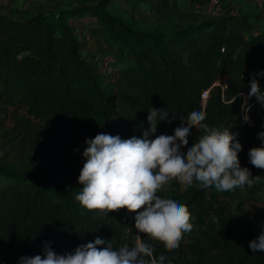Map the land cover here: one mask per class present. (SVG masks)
Instances as JSON below:
<instances>
[{
    "label": "trees",
    "instance_id": "1",
    "mask_svg": "<svg viewBox=\"0 0 264 264\" xmlns=\"http://www.w3.org/2000/svg\"><path fill=\"white\" fill-rule=\"evenodd\" d=\"M152 1V0H134ZM113 0L79 2L52 15L0 14V262L16 264L22 255L42 252L43 243L60 253L96 236L118 247L137 232L135 213L86 209L75 199L86 138L98 132L122 138L141 135L152 108H165L175 120L157 131H174L175 122L199 108L201 93L212 90L205 109L210 126L234 121L243 150L242 166L261 180L246 194L264 189V169L250 164L247 152L258 146L264 107L249 101L252 126L240 122L250 73L264 69V5L257 14H223L198 24L140 26L110 13ZM92 19L116 49V66L101 73L96 58L85 60L69 21ZM264 88V78L259 80ZM181 116V117H180ZM202 131V130H201ZM199 134L193 129L189 144ZM188 145H185L187 148ZM79 149V151H74ZM235 188L218 191L195 185L178 196L194 227L179 247L157 243L154 254L168 253L171 264H264V250L248 242L259 234L250 213L233 208ZM247 199V197L245 198ZM244 199V200H245ZM138 211V210H136ZM130 227L132 231L129 230Z\"/></svg>",
    "mask_w": 264,
    "mask_h": 264
},
{
    "label": "clouds",
    "instance_id": "2",
    "mask_svg": "<svg viewBox=\"0 0 264 264\" xmlns=\"http://www.w3.org/2000/svg\"><path fill=\"white\" fill-rule=\"evenodd\" d=\"M262 78L264 69L253 71L247 94L236 93L243 98L240 118L243 124L250 122L248 101L253 96L264 107V88L259 83ZM176 117L165 108H152L146 118L148 127L139 136L122 138L119 134L98 132L84 141V162L78 176L81 190L75 194V199L86 209L102 210L105 216L121 208L134 212L137 232L131 244L116 247L110 239L96 236L71 251L60 253L50 241H45L41 253L22 255L16 264H171L166 251H161L157 257L154 254L157 243L139 234L147 231L148 236L160 237L168 248L175 249L182 235L193 229L188 206L178 196L161 193L166 182L178 177L185 190L195 185L202 189L214 186L218 191H231L237 187L251 188L261 180L262 176H254L249 167L241 165L238 153L243 145L238 138L239 131H232L236 118L210 126L205 111L194 108L186 116H180L175 131L153 138L159 122ZM193 129H198L199 134L189 144ZM256 135L260 143L248 150V161L264 169V130ZM251 208L242 205L243 212ZM138 209L140 211H136ZM248 246L253 251L264 250V225Z\"/></svg>",
    "mask_w": 264,
    "mask_h": 264
},
{
    "label": "crops",
    "instance_id": "3",
    "mask_svg": "<svg viewBox=\"0 0 264 264\" xmlns=\"http://www.w3.org/2000/svg\"><path fill=\"white\" fill-rule=\"evenodd\" d=\"M136 4H143V7L151 8L156 7V9L161 10L163 13V19L167 20L170 23H182V24H198L202 21H205L211 17L223 15V14H236L238 12L242 13H250L257 14L261 11L262 5L252 2L250 0H220V10L215 16L208 14V5L209 0H152V1H134ZM88 19H76L70 20L69 23L71 26H75V28L83 29V24L87 22L88 25L85 32V39L81 40V55L83 59H87L89 56H94L96 54L95 48H99L100 40L104 43H107L110 46L109 38L103 32L101 34H105L103 36H95L94 30L97 29L95 26V22L93 24H88ZM77 24H80L77 25ZM99 43V44H98ZM102 48L105 49V46ZM88 51V54L85 53ZM93 52V53H92ZM114 69V68H113ZM226 80V77H223L221 80ZM177 180L180 181L178 177H173L168 185L170 188L175 189V185L177 186ZM181 182V190L182 191V181ZM177 192V193H180ZM169 193V192H167ZM235 199L233 201V208L238 210L242 207V205H253L259 204L264 206V189L255 194H246V190L237 189L235 190ZM247 197V199H245ZM245 199V200H244ZM118 213H125L127 209L121 208L117 210Z\"/></svg>",
    "mask_w": 264,
    "mask_h": 264
},
{
    "label": "rangeland",
    "instance_id": "4",
    "mask_svg": "<svg viewBox=\"0 0 264 264\" xmlns=\"http://www.w3.org/2000/svg\"><path fill=\"white\" fill-rule=\"evenodd\" d=\"M95 0H0V14L11 16V17H27L39 12L46 13L48 15H52L55 12H58L61 9L69 8L77 3L81 2H87V3H93ZM143 4H136L134 0H113L112 4L110 5V13L115 16H119L125 20L129 21L130 17H134L137 19L140 23V26L143 28H147L151 25H171L170 22H167V20L163 19V13L161 10L156 9V7L146 8L143 7ZM88 24H93V20L90 18H87ZM76 20V19H74ZM87 22L83 24V29L75 28V26H72L74 29V34L81 45V40L83 41L85 39V32L87 28ZM95 24V23H94ZM80 26V24H77ZM97 29L94 30L95 36H103L105 34H101V30L98 28V26L95 24ZM104 33V32H103ZM100 43V44H99ZM99 48L96 47V54L94 56H88L86 60L96 58L101 61V63H104L107 59H111V61L108 63L107 71H111L113 68L118 66L117 59H116V49L112 46L111 42H109L110 46H108L107 43H104L100 40L99 42ZM105 46V49L102 48ZM85 53L88 54V51L85 49ZM93 53V52H92ZM220 83L225 81L223 79L219 80ZM218 81V82H219ZM222 81V82H221ZM218 87H215L212 90H216ZM169 182V181H168ZM168 182L165 183V185L162 187L161 192H169V193H177L181 190V182L177 180V186L175 185V189H172L169 187ZM183 187V186H182ZM0 264H3L0 262Z\"/></svg>",
    "mask_w": 264,
    "mask_h": 264
},
{
    "label": "built area",
    "instance_id": "5",
    "mask_svg": "<svg viewBox=\"0 0 264 264\" xmlns=\"http://www.w3.org/2000/svg\"><path fill=\"white\" fill-rule=\"evenodd\" d=\"M252 2H256L260 5H264V0H250ZM220 0H209V5H208V14L215 16L217 13H219L220 10ZM105 62L101 63V61L98 59L99 61V70L101 73H105L107 71V66L108 63L111 61V59H107L105 58ZM222 82V81H221ZM215 87H218V89L223 90L225 88V81H223L222 83L216 82L214 83L210 88L204 90L201 93L200 96V105H199V109L205 111L206 106H207V99L209 97L210 92L212 91V89H214ZM246 95V94H245ZM243 99V98H242ZM250 115V113H248ZM243 115L242 110L239 113V117L241 118ZM250 122L247 123L248 126H252L254 124V120L252 119V117L250 116ZM180 122V119H178L175 122V127L176 124ZM167 130H162L159 132H156L153 134V138L156 135H160L164 132H166ZM175 131V128H174ZM249 207H252L250 211H248L250 213L251 218L254 220V222L257 224V233L259 234L261 231V225H264V206L263 205H259V204H253L250 205ZM138 211H140V209H138Z\"/></svg>",
    "mask_w": 264,
    "mask_h": 264
}]
</instances>
